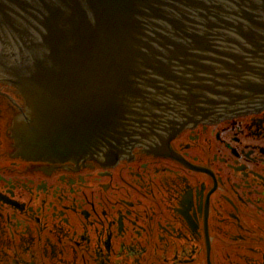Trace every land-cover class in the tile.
I'll return each instance as SVG.
<instances>
[{
  "label": "flooded vegetation",
  "instance_id": "af4514ba",
  "mask_svg": "<svg viewBox=\"0 0 264 264\" xmlns=\"http://www.w3.org/2000/svg\"><path fill=\"white\" fill-rule=\"evenodd\" d=\"M22 59L0 42V264H264V107L163 117L116 161L30 157Z\"/></svg>",
  "mask_w": 264,
  "mask_h": 264
},
{
  "label": "water",
  "instance_id": "95a60500",
  "mask_svg": "<svg viewBox=\"0 0 264 264\" xmlns=\"http://www.w3.org/2000/svg\"><path fill=\"white\" fill-rule=\"evenodd\" d=\"M0 42L30 157L116 161L163 117L264 107V0H0Z\"/></svg>",
  "mask_w": 264,
  "mask_h": 264
}]
</instances>
